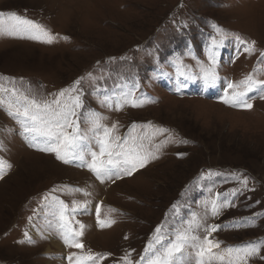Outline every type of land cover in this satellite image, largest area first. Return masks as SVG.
I'll return each instance as SVG.
<instances>
[{
    "label": "rangeland",
    "instance_id": "1",
    "mask_svg": "<svg viewBox=\"0 0 264 264\" xmlns=\"http://www.w3.org/2000/svg\"><path fill=\"white\" fill-rule=\"evenodd\" d=\"M0 12L33 20L57 37L46 44L0 35V85L51 100L83 77L82 134L98 113L109 128L117 125L113 137L153 136V144L168 139L158 159L101 183L78 162L65 164L30 148L8 114L10 92H0V159L11 165L0 178V264H69V254L80 252L60 238L53 198L69 210L73 201L88 202L73 226L79 230L77 220L84 225L79 240L85 251L111 254L101 264H114L128 251L139 259L157 226L171 229L192 213L204 217V201L217 194L231 206L219 216L207 214L205 224L221 225L210 238L221 248L264 240V215H256L264 214V99L250 93V110L220 99L227 81L250 73L264 80V0H0ZM213 25L255 41L256 51L244 53L234 36L224 37L220 79L208 87L198 61L207 66L212 38L221 40ZM181 64L197 79L178 76ZM133 89L146 102L115 110V100ZM159 128L167 132H155ZM85 146L99 151L94 140ZM77 188L89 195L72 191ZM97 206L101 220L115 223L98 227ZM248 264H264V248Z\"/></svg>",
    "mask_w": 264,
    "mask_h": 264
},
{
    "label": "snow or ice",
    "instance_id": "2",
    "mask_svg": "<svg viewBox=\"0 0 264 264\" xmlns=\"http://www.w3.org/2000/svg\"><path fill=\"white\" fill-rule=\"evenodd\" d=\"M213 28L221 35V40L212 38V44L207 48V66L198 61L202 79L208 87H214L220 79L217 74V56L224 37L234 36L238 44L243 47L244 53L252 55L256 51L255 41H246L238 34L229 33L216 25H213ZM0 35L21 38L26 36L28 39L46 44H51L57 39L33 20L16 13L3 12H0ZM260 56L264 57V52H261ZM183 67L182 64L177 66L178 76L184 77L185 81L197 79L181 70ZM89 76L91 77V73ZM83 79L81 77L71 87L61 89L53 95L51 100H37L34 96L30 97L14 87L6 89L0 85V92H10L8 114L19 123L22 129L21 135L28 146L41 152L54 153L56 159L65 164L78 162L77 166L87 167L101 183L131 176L139 168L145 167L150 160L158 159L157 153L168 143V139L153 144V136L113 137L117 125L113 124L109 128L101 122L105 118L98 113L90 115L88 118L90 127L87 133H81L77 110L82 107L81 90L78 86ZM182 86L186 87L187 84L183 83ZM134 91V89L130 90L118 97L114 102L115 110L119 111L124 105L140 107L146 102L145 99L134 97ZM223 91L224 95L220 99L225 105L250 110L253 107L250 100L255 98L250 96V93L259 92L260 98L264 99V80L256 79L250 73L239 81H227V87ZM73 93L77 94L73 95ZM2 103L3 101L0 100V104ZM105 103L108 107H113V102L107 98ZM135 127L137 126L132 125V128ZM141 127L147 128L148 125ZM155 132L164 133L167 130L159 128L155 129ZM90 140L95 141L99 151L85 146V141ZM145 140L149 142L148 147L145 146ZM88 156L91 157L90 161L87 159ZM5 167L10 168L11 165L0 159V178H3L5 174ZM242 183L246 185V178ZM72 191L83 192L85 196L89 195L87 191L79 188ZM237 194L238 190H232V196ZM53 200L52 214L59 221L60 238L66 247L80 249L79 253L69 254L67 257L69 264H101L111 254L85 251L84 245L79 240L83 236L84 225L77 220L75 223L79 225V230L73 226L76 213L85 209L88 202L73 201L72 208L69 210L64 201L55 200V198ZM229 206L231 205L227 197L221 200L219 194L215 199L205 200L204 217L192 213L191 219L181 220L171 229H166L163 225L157 226L139 255V259H133L132 252L128 251L114 261V264H248L249 259L259 255L261 248H264V240L221 248L220 241L210 238L221 225L205 224L209 212L211 216L216 217L220 215L222 209ZM173 209L178 215V206L173 205ZM113 223H115L114 220L100 219L99 206H97L98 227H110ZM201 230L206 233L203 237L199 235ZM25 236H28L27 232ZM29 242L31 243V240Z\"/></svg>",
    "mask_w": 264,
    "mask_h": 264
},
{
    "label": "bare ground",
    "instance_id": "3",
    "mask_svg": "<svg viewBox=\"0 0 264 264\" xmlns=\"http://www.w3.org/2000/svg\"><path fill=\"white\" fill-rule=\"evenodd\" d=\"M200 108H201V107H200ZM200 108H199V109H200ZM52 243H53V242H52ZM58 246H59V249L61 250V248H60L61 246H60V245H58ZM56 248H58V247H56Z\"/></svg>",
    "mask_w": 264,
    "mask_h": 264
}]
</instances>
